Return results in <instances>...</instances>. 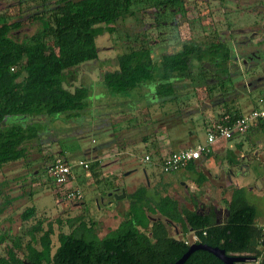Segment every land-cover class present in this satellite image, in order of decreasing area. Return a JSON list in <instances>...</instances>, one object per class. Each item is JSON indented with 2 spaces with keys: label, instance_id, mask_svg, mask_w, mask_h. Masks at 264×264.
Returning <instances> with one entry per match:
<instances>
[{
  "label": "trees",
  "instance_id": "16d2710c",
  "mask_svg": "<svg viewBox=\"0 0 264 264\" xmlns=\"http://www.w3.org/2000/svg\"><path fill=\"white\" fill-rule=\"evenodd\" d=\"M30 1H40L45 7L28 16L32 23H41L42 27L23 40L17 38V33L23 28L25 0H7L17 8L14 17L5 11L0 12V173L5 166L28 161V146L39 142L42 130L45 131L42 118L65 116L66 120H71L82 116L88 109L89 89L87 86L69 87L73 81L71 72L98 61L97 39L106 34L113 35L117 28L112 24L135 16L132 10L134 0H56L55 7L50 10L45 6L48 0ZM187 2L161 0L155 7L179 13ZM138 43V46H130L117 55L115 68L105 71L101 81L103 87L117 95L141 91L154 81V95L159 101L148 105L147 110L153 106L163 109L172 104L178 106L175 114L180 116L178 87L186 82L203 90L210 99L216 93L228 94L229 86L236 87L237 78L228 74L227 68L238 57L229 40L221 34L213 33L198 43L183 42L178 50L163 54L158 62L146 38ZM193 61L199 66L195 67ZM212 103L214 105L208 109L213 111L217 106L223 111L213 121L225 122L223 118L229 116L230 123L243 115L221 102V97ZM149 138L145 135L141 141L148 142ZM57 160L46 167L48 175L49 168ZM87 163V170L69 165L75 178L81 172L89 173L95 183L104 184L108 192L120 195L123 187L104 178L98 169L101 168L98 159ZM190 163L184 169H193ZM157 167L165 174L160 166ZM40 172H33L30 177L39 180ZM23 180L27 181V178ZM203 181L204 178L199 183ZM50 183L56 188L52 178ZM3 186L0 183L1 196ZM125 198L127 209L118 215L119 222L104 236L98 235L96 221L91 219L87 222L79 217L67 219L64 223L60 219L53 222L43 218L23 235L10 238L5 254L0 255V264H113L111 261L119 260L133 264L134 258L139 264H172L189 249L184 238L190 233L197 238L195 244L223 249L227 254H253L258 264H264V250L260 252L250 247L254 238L261 237L260 229L255 225L256 210L245 202L244 194L239 190L229 204L225 224L216 223L213 208L191 211L169 195L154 194L146 186L126 192ZM3 199L10 202L8 195ZM193 204L197 206L195 197ZM35 215L36 209L32 206L21 213L20 219L29 222ZM77 222L78 226L72 229ZM55 224L58 234L55 233ZM66 225L71 229L69 232L62 230ZM172 227L180 228V239L170 234ZM55 234L56 246L53 242ZM25 238H28L26 242ZM7 240L6 234L1 235L0 245ZM120 245L125 247H116ZM189 260L225 264L205 250L195 251Z\"/></svg>",
  "mask_w": 264,
  "mask_h": 264
},
{
  "label": "rangeland",
  "instance_id": "374dc122",
  "mask_svg": "<svg viewBox=\"0 0 264 264\" xmlns=\"http://www.w3.org/2000/svg\"><path fill=\"white\" fill-rule=\"evenodd\" d=\"M158 1L161 0H134L132 10L135 16L112 24L117 31L113 35L106 34L97 39L99 60L84 64L71 72L73 81L69 87L87 86L89 89L88 109L82 116L71 120H66L65 116L42 118V122L46 124L45 131L40 127L43 132L41 140L28 146V161L17 162L3 168L0 173V183L4 185L2 196L0 195V236L6 234L8 240L0 245V255L5 254L10 238L23 235L25 230L40 219L53 222L60 219L64 223L67 219L79 217L87 222L91 219L96 221V231L102 237L117 225L118 215L127 209L128 201L125 197L122 200L111 198L109 195L112 192H108L103 184L95 183L91 175L84 172H81L73 183L67 185V189L71 190L78 187L83 201L63 205L55 195L56 188L52 187L46 172V167L55 160L66 161L75 167L81 160L90 163L98 159L106 163L98 168L102 175L109 167V173H104V178L119 179L118 184L126 192L131 193L147 183V179L142 177L143 169L150 170V166L138 163L137 171L126 177L125 173L132 171L130 169L133 167V161L138 162L144 158V150L133 151L129 162L125 154L118 156L125 145L127 148L123 150L127 152L128 148L132 149L143 136L155 138L156 133L164 137L163 140L173 136L188 138L192 127H197V124H201L198 126L200 130H197V137L200 141H205V132L217 115L208 107L213 106L212 101L217 98L224 97L227 100L228 94L216 93L215 97L210 99L203 90L194 88L186 82L182 87H178L180 88L177 93L178 104L182 108L180 116L175 114L178 106L172 104L166 105L163 109L153 106L147 110L148 105L159 101L154 95L156 86L154 81L148 83L141 91L121 95L112 94L103 87L101 75L115 68L118 54L128 50L130 46H138V42L146 38L158 62L163 54L178 50L183 42H202L204 37L218 33L229 40L232 50L238 57L233 67L227 68L228 74L236 79L239 73L250 68H255L252 69L255 74L262 73L264 0H188L184 10L179 13L171 12L167 8L162 10L160 6L155 7ZM25 2L22 6L23 28L17 33L19 40L31 37L42 27L41 23H32L28 16L45 8L40 1ZM55 5L56 0H48L45 6L50 10ZM4 11L14 17L17 8L15 5L11 6L7 0H0V12ZM140 36L142 37L139 38ZM193 65L199 66L196 61H193ZM206 66L208 67L207 64ZM249 79L250 76L244 78V81ZM242 82L235 83L236 87L243 89ZM191 118L194 119V123L189 121ZM252 171L250 178L248 175L249 183L253 181L258 185L249 202L257 208V226H263L264 166H254ZM33 172L41 173L39 180L30 177ZM179 174L180 172L162 174L157 168V175L148 180L149 189L152 188L151 192L154 194L158 191L160 195H169L184 208L199 210L193 205L194 193L190 192L186 186L188 183ZM123 177L127 182L123 181L125 179ZM23 178H27V181ZM4 195L10 197V202L4 201ZM198 200L201 202L198 206L211 205L202 202V198ZM32 206L36 209L35 217L29 222L21 221V213ZM78 224L79 222L71 228H76ZM54 228L58 234L57 224ZM176 229L179 231L180 228H171L170 233L174 235ZM62 230L69 232L71 229L66 225ZM56 234L53 236L54 246L57 245ZM27 240L28 238H25L24 241ZM184 240L193 242L192 235L185 237Z\"/></svg>",
  "mask_w": 264,
  "mask_h": 264
},
{
  "label": "crops",
  "instance_id": "0c3cea01",
  "mask_svg": "<svg viewBox=\"0 0 264 264\" xmlns=\"http://www.w3.org/2000/svg\"><path fill=\"white\" fill-rule=\"evenodd\" d=\"M252 69L255 68H250L245 72L239 73V76L235 81V83L243 81L241 83V86H244L243 89H241V87H229L227 100L224 97L221 99V102H226L229 107H233V110H239L242 114L255 108L264 107V67L262 73L259 74L252 72ZM249 76V81H244V78H249ZM251 83L253 84V88H251ZM221 112L223 111L217 106L212 111V113H217V115ZM191 123H194V119H192ZM199 125L201 124H197V127L195 126V128L194 126L192 127V131L188 138L173 136L167 140H163L164 137L159 135V133H156L154 136L157 135V137L149 138V141L145 143L140 140L139 143L135 145L131 144L133 145L132 149L129 150L128 148L127 152L121 150L118 156L125 154L130 162L132 154H134L132 152L138 149L144 150L143 157L149 155L154 158L164 156L174 151L193 148L204 141H200L197 137V130H200L198 128ZM125 147L127 148V145H125ZM125 147L123 149H126ZM143 159L141 158L138 162L133 161V167L130 169L132 171L130 172L134 173L137 171L136 166L138 163H143L147 167L150 166V170L143 169L142 175L144 179H147V183L143 186H146L149 189L148 180L157 175L158 167L154 163H144ZM104 164L106 163L100 162L101 166ZM190 166H192L193 169H182L179 171V175L188 183L186 186L190 189V192L194 193L195 201H198L196 202L197 206L201 203L198 198H202V202L204 203L211 204L209 207L200 205L198 206V209L208 210L213 208L215 221L225 224L228 218L229 204L231 203L235 192L239 190L244 194L245 202L255 208V225L257 226V208L254 204L249 202V198L253 197L258 184L257 182L253 183V181L249 183L250 179H248V175L250 178L254 166H264V128H262V126L251 129L245 135L234 136L226 143L216 147L209 155H203L197 161L190 163ZM107 168L109 170V167ZM108 170L104 171V173H109ZM202 178H204V181L199 183ZM118 180H114L112 177L109 178V181L115 185L118 184ZM123 181L127 182L126 178ZM182 182L185 184L184 181ZM149 190L152 191V188ZM110 206H112V203ZM189 210L193 211L195 209ZM190 235H192V233L187 236Z\"/></svg>",
  "mask_w": 264,
  "mask_h": 264
},
{
  "label": "built area",
  "instance_id": "2783aa9c",
  "mask_svg": "<svg viewBox=\"0 0 264 264\" xmlns=\"http://www.w3.org/2000/svg\"><path fill=\"white\" fill-rule=\"evenodd\" d=\"M229 119V116H225L223 118L225 122L212 121L205 132L206 139L203 143H200L193 148L178 150L164 156H158L156 159L147 155L144 157L143 162L148 164L154 163L157 166H160L162 172L165 174L179 172L184 169L188 163L197 161L203 155H209L216 147L226 143L234 136H242L253 128L260 126L264 127V107L251 110L235 118L230 123H228ZM77 166L79 168L83 167L84 170L88 169V163L86 161H79ZM87 175L90 176L89 173H87ZM49 176L56 185L55 195L59 197V201L62 203L80 202L82 199L80 190L73 189L67 192L69 189H67V185L73 183L75 179L74 173L69 165H65L61 160H57L49 168ZM259 229L261 237L258 242V250L263 251L264 225L260 226ZM192 240L193 242L197 241L195 235L192 237Z\"/></svg>",
  "mask_w": 264,
  "mask_h": 264
},
{
  "label": "water",
  "instance_id": "95a60500",
  "mask_svg": "<svg viewBox=\"0 0 264 264\" xmlns=\"http://www.w3.org/2000/svg\"><path fill=\"white\" fill-rule=\"evenodd\" d=\"M131 172L125 173V176H128ZM113 195L116 200H121L126 196L125 190L121 191V194L118 195L117 193H110L109 196ZM256 244V239L254 238L252 240V245ZM198 250H205L210 253H212L214 256H216L218 259H220L225 264H234L235 262H246L247 260H254L253 258H246V257H230L227 256L226 252L219 248H212L207 245L203 244H193L189 247L187 252L174 264H184L185 261L191 256L192 253Z\"/></svg>",
  "mask_w": 264,
  "mask_h": 264
},
{
  "label": "flooded vegetation",
  "instance_id": "af4514ba",
  "mask_svg": "<svg viewBox=\"0 0 264 264\" xmlns=\"http://www.w3.org/2000/svg\"><path fill=\"white\" fill-rule=\"evenodd\" d=\"M122 190H125L124 188L122 189ZM118 194V193H117ZM119 195V194H118ZM111 198H114V196L113 195H111L110 196ZM115 199V198H114ZM122 200V199H121ZM112 203V202H111ZM213 212H214V209H213ZM217 224H222V223H220V222H216ZM172 228H175V227H172ZM259 228V227H258ZM170 231H171V229H170ZM171 234V233H170ZM174 236L176 237V236H180L181 237V235H180V232L176 229L175 230V234H174ZM186 237H188V236H186ZM256 239V244L255 245H252V243H251V245H250V247L251 248H254V249H256L257 251H259L258 250V242H259V239H257V238H255ZM187 245H189V247L190 246H192L193 244H195L194 242H188V241H186L185 242ZM197 244H202V243H197ZM203 245H205V244H203ZM116 247H118V248H121V249H123L125 246L124 245H120V246H116ZM223 250V249H222ZM261 252V251H260ZM195 253V252H194ZM227 254V253H226ZM248 254V253H247ZM247 254H227V256H230V257H246V258H253L254 260H247L246 262H235L234 264H258L257 263V258H254V255L253 254H251V255H247ZM192 255V254H191ZM190 258V257H189ZM189 258L185 261V263L184 264H215V263H212V262H210L209 260L208 261H200V262H195V261H190L189 260ZM108 262V261H107ZM129 262H131V261H129ZM129 262H126L125 260H119L118 262H115V261H111V263H113V264H130ZM177 262V261H176ZM175 262V263H176ZM107 264V263H106ZM133 264H139V260L138 259H136V258H134V260H133ZM172 264H174V263H172Z\"/></svg>",
  "mask_w": 264,
  "mask_h": 264
}]
</instances>
